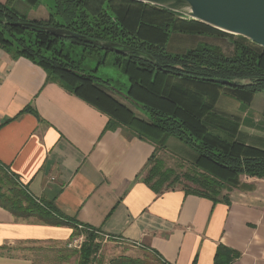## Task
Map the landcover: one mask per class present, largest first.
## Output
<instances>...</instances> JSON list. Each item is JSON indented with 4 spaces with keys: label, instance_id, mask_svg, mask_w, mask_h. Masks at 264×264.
I'll return each instance as SVG.
<instances>
[{
    "label": "trees",
    "instance_id": "1",
    "mask_svg": "<svg viewBox=\"0 0 264 264\" xmlns=\"http://www.w3.org/2000/svg\"><path fill=\"white\" fill-rule=\"evenodd\" d=\"M12 1L0 2V49L15 60L28 59L47 73L49 81L61 84L105 113L109 117L106 130L127 128L139 139L151 143L155 152L144 168V183L153 191L160 194L181 188L186 194L209 199L213 204L229 203V193L234 189L254 190V185L242 181L243 177L264 180V149L241 142L240 117L217 110L222 97L234 100L246 110L254 95L264 93V81L251 86H226L199 80L264 77V48L169 10L129 0H54V7L47 9L48 19L31 22L8 8ZM22 1L34 7L42 0ZM46 27L141 50L152 55L162 69L134 53H111L96 44L51 35L44 30ZM173 35L207 43L172 55L168 46ZM211 39H228L231 54L209 43ZM74 46L83 47L82 61L105 52L99 64H106L107 56L114 54L112 64L129 78L127 93L115 95L110 82L83 73L78 67L80 61H73L67 52L68 47ZM170 138L194 152L192 169L180 172L165 167L158 153L166 148ZM0 207L17 220H33L48 227L72 226V238L85 236L81 250L73 252L79 256L78 264L96 263L101 244L95 239L101 237L93 229L79 230L52 203L33 200L16 176L1 164ZM217 249L215 264H230L239 257V253L225 246ZM152 256L154 260L147 261L125 256L109 264H167Z\"/></svg>",
    "mask_w": 264,
    "mask_h": 264
},
{
    "label": "crops",
    "instance_id": "2",
    "mask_svg": "<svg viewBox=\"0 0 264 264\" xmlns=\"http://www.w3.org/2000/svg\"><path fill=\"white\" fill-rule=\"evenodd\" d=\"M46 75L0 49V164L33 200L52 203L76 227L144 249L167 264H215L219 246L239 253L230 264H264L263 179L243 177L254 190L234 189L229 203L213 204L181 188L156 193L144 183L155 147L130 129L106 130L105 113ZM236 108L232 113L217 106L240 117L241 142L264 149V93L254 95L246 110ZM158 156L195 159L175 138ZM73 231L17 220L0 207V264H35L20 253L24 245H67Z\"/></svg>",
    "mask_w": 264,
    "mask_h": 264
},
{
    "label": "rangeland",
    "instance_id": "3",
    "mask_svg": "<svg viewBox=\"0 0 264 264\" xmlns=\"http://www.w3.org/2000/svg\"><path fill=\"white\" fill-rule=\"evenodd\" d=\"M2 3H6L7 0H0ZM14 13L25 21L31 22L35 20L44 19V10L54 7V0H42L39 6H29L22 0H13L8 5ZM209 43L220 46L225 54H231L232 46L228 39H211ZM205 40H199L198 38L185 37L180 35H173L168 46V52L172 55L185 53L187 50H191L199 45L206 44ZM82 46L68 47L67 52L73 57V61H80L78 64L79 69L85 74H91L99 79L108 81L114 88L117 94L125 95L130 87L128 76L120 69L115 67L112 63L115 58L114 54L107 56L106 64H99L101 58L106 56V53H101L100 56L86 57L83 61L81 60ZM82 61V62H81ZM236 102L229 98L222 97L217 106L220 107L219 111L229 110V112H237ZM234 106L231 111L230 108ZM166 168L177 169L180 172L192 169V163L188 161L174 160L173 158L167 157L162 158ZM182 166V169L180 168ZM243 181V180H242ZM79 229V228H78ZM81 231L89 229H79ZM95 233V232H94ZM101 237L95 239L97 243L101 244V250L97 254V260L95 264H109L111 261L120 257H133L142 258L147 260H154V257L150 252L144 249L138 248L134 245L127 244L106 238L101 234L96 233ZM73 238H84V234L77 235ZM84 243V242H83ZM74 250L68 249L66 244H47V243H33L26 244L20 250L21 254L30 255L35 264H78V254H73ZM78 252V251H77Z\"/></svg>",
    "mask_w": 264,
    "mask_h": 264
},
{
    "label": "water",
    "instance_id": "4",
    "mask_svg": "<svg viewBox=\"0 0 264 264\" xmlns=\"http://www.w3.org/2000/svg\"><path fill=\"white\" fill-rule=\"evenodd\" d=\"M142 4H149L179 14L185 19L198 21L217 31L232 36H240L264 48V0H129ZM6 23V21H1ZM51 35L60 37L69 36L84 43L96 44L104 51L128 55L134 53L146 59L151 64L162 69L152 55L141 50L114 42L100 41L71 32L66 29L46 27ZM212 83L226 86H251L256 82L264 81V77L237 78V79H204ZM140 107L139 105H136Z\"/></svg>",
    "mask_w": 264,
    "mask_h": 264
},
{
    "label": "built area",
    "instance_id": "5",
    "mask_svg": "<svg viewBox=\"0 0 264 264\" xmlns=\"http://www.w3.org/2000/svg\"><path fill=\"white\" fill-rule=\"evenodd\" d=\"M79 229H89V230H92L90 228H85L83 227L82 225H79L78 226ZM94 231L95 233H98V234H101L100 232L96 231V230H92ZM103 235V234H101ZM104 237L106 238H109L108 236H105L103 235ZM83 242H84V238H72L71 240H69V242L67 243V248L68 249H71V250H74V251H80L81 248H82V245H83Z\"/></svg>",
    "mask_w": 264,
    "mask_h": 264
}]
</instances>
